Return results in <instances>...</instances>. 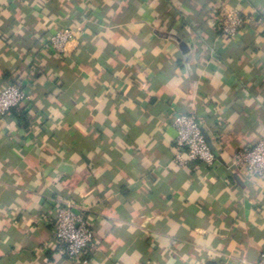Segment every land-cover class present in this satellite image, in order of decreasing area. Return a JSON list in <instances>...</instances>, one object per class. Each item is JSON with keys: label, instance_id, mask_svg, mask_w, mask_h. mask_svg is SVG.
Listing matches in <instances>:
<instances>
[{"label": "crops", "instance_id": "1", "mask_svg": "<svg viewBox=\"0 0 264 264\" xmlns=\"http://www.w3.org/2000/svg\"><path fill=\"white\" fill-rule=\"evenodd\" d=\"M230 8L249 20L224 38ZM11 82L28 100L0 117V264H73L43 218L64 202L93 230L89 264L257 262L264 177L232 156L264 136V0H0ZM181 113L212 165L177 160Z\"/></svg>", "mask_w": 264, "mask_h": 264}, {"label": "built area", "instance_id": "2", "mask_svg": "<svg viewBox=\"0 0 264 264\" xmlns=\"http://www.w3.org/2000/svg\"><path fill=\"white\" fill-rule=\"evenodd\" d=\"M248 20L238 9L223 10L218 17L221 36H237ZM73 38L72 30L62 29L50 37L48 47L63 52L65 45ZM27 100L28 94L19 82L8 83L0 89V117ZM172 125L176 132V147L186 155L184 159L177 156L178 161H198L207 166L214 163L215 155L201 132L200 120L194 114H177L173 117ZM232 163L251 175L264 177V136H260L252 146L237 150L232 156ZM43 218L53 228L52 237L57 250L73 264H89L94 239L93 230L85 217L76 214L71 204L64 202L51 217ZM255 264H264V251Z\"/></svg>", "mask_w": 264, "mask_h": 264}, {"label": "trees", "instance_id": "3", "mask_svg": "<svg viewBox=\"0 0 264 264\" xmlns=\"http://www.w3.org/2000/svg\"><path fill=\"white\" fill-rule=\"evenodd\" d=\"M220 16H221V12L218 14V17H220ZM216 24H217V26H219L218 19H217V21H216Z\"/></svg>", "mask_w": 264, "mask_h": 264}]
</instances>
